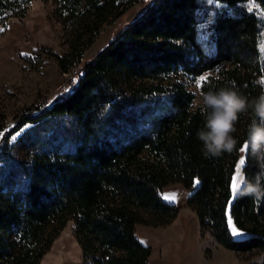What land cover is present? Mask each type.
I'll return each mask as SVG.
<instances>
[{"label": "trees", "instance_id": "1", "mask_svg": "<svg viewBox=\"0 0 264 264\" xmlns=\"http://www.w3.org/2000/svg\"><path fill=\"white\" fill-rule=\"evenodd\" d=\"M32 1L0 0V29L22 21ZM144 1L53 0L67 52L41 48L35 58L47 55L61 74L71 73L104 25ZM263 43L264 0H153L83 62L65 95L0 136V264H40L69 221L83 264H148L151 249L135 226L174 221L180 207L161 192L175 184L190 191L186 206L202 235L237 256L264 253V203L237 192L225 215L249 115L235 124L237 150L205 158L196 139L203 120L189 109L194 95L185 82L220 67L200 92L233 85L258 95ZM26 125L18 142L28 141V152L21 154L8 134ZM243 158L242 173L251 174L248 148ZM229 220L243 238L232 236Z\"/></svg>", "mask_w": 264, "mask_h": 264}, {"label": "rangeland", "instance_id": "2", "mask_svg": "<svg viewBox=\"0 0 264 264\" xmlns=\"http://www.w3.org/2000/svg\"><path fill=\"white\" fill-rule=\"evenodd\" d=\"M152 2L153 0H145L129 9L112 24L104 25L94 44L85 52L81 66L83 62L93 59L128 24L141 16ZM53 9V0L32 1L27 6L26 17L22 21L9 19L5 27L0 29V114L3 117L0 120V136L7 134L29 111L65 95L63 87L68 78L77 74L81 68L79 66L73 69L70 74H61L53 58L44 54L39 56V59L35 58L41 48L51 49L59 55L67 52L62 26L52 17ZM262 54L264 56V43ZM219 70L220 67L204 73L200 76L204 78L203 80H200V77L185 80L188 89L194 95V100L201 93V83L209 76H216ZM28 128L26 125L15 134H8L9 143L17 145L16 148L21 147V154L28 152L29 142L19 145L18 140ZM58 141L56 139V143ZM241 155L244 157V153H240V157ZM237 185L239 190L240 180L237 181ZM189 193L190 191L180 184H175L162 190V198L165 202L179 207L187 201ZM229 223L232 221L229 220ZM188 248L182 247L178 251L183 261L186 260L188 264H214L204 258L210 257L212 250H204L202 257L195 246ZM168 250L169 255L174 254L172 246ZM223 252H228L227 254L232 257L216 254L214 257L218 258V261L215 264H264V253L237 256L230 251ZM40 264H83L81 249L74 237L72 221H69L60 232Z\"/></svg>", "mask_w": 264, "mask_h": 264}, {"label": "clouds", "instance_id": "3", "mask_svg": "<svg viewBox=\"0 0 264 264\" xmlns=\"http://www.w3.org/2000/svg\"><path fill=\"white\" fill-rule=\"evenodd\" d=\"M190 111L202 117L196 132L205 158H219L237 150L240 140L234 135L240 114L249 115L244 142L255 171L241 174L240 197L264 203V91L249 97L233 85L201 92L189 105Z\"/></svg>", "mask_w": 264, "mask_h": 264}, {"label": "crops", "instance_id": "4", "mask_svg": "<svg viewBox=\"0 0 264 264\" xmlns=\"http://www.w3.org/2000/svg\"><path fill=\"white\" fill-rule=\"evenodd\" d=\"M179 207L180 211L177 217L169 226L157 228L144 225L135 226L136 238L151 249L148 264H188L186 260L183 261L178 251L182 247L189 249L188 247L192 245L197 248L202 257H204L202 255L204 250H212L210 257H204L210 263L215 264L218 261V258L214 257L216 254L229 255L230 257V254H227L228 252H223L227 250L214 244L210 233L201 234L197 216L186 206V202ZM182 214L184 215L182 216ZM185 222H188V225ZM229 226L230 230L236 229L233 223H229ZM170 246L174 249V254L172 255H169L168 249Z\"/></svg>", "mask_w": 264, "mask_h": 264}, {"label": "snow or ice", "instance_id": "5", "mask_svg": "<svg viewBox=\"0 0 264 264\" xmlns=\"http://www.w3.org/2000/svg\"><path fill=\"white\" fill-rule=\"evenodd\" d=\"M203 77H200V80H203ZM199 83L197 84V87H199ZM248 146L247 143L244 142L243 145L239 148V152L241 154H243L246 150H247ZM246 166V160L243 158V155H241V157H239L236 161H235V174H231L230 173V184L226 185V187H228L231 190L233 199L232 201H228L226 198V209H225V215L230 216V207L227 206L230 203H234L235 200V196L236 193L238 191V185H237V181L241 179V174H242V167ZM165 199H168L167 197H165ZM231 234L233 237L236 238H241L244 236L243 232H238L236 229H232ZM238 242H243L242 240H239Z\"/></svg>", "mask_w": 264, "mask_h": 264}, {"label": "built area", "instance_id": "6", "mask_svg": "<svg viewBox=\"0 0 264 264\" xmlns=\"http://www.w3.org/2000/svg\"><path fill=\"white\" fill-rule=\"evenodd\" d=\"M70 74V73H69ZM76 74H74V76H70L68 78V81L66 83V85L63 87L64 88V93L66 94L67 91L71 88V86L73 85V82H74V77H75Z\"/></svg>", "mask_w": 264, "mask_h": 264}]
</instances>
